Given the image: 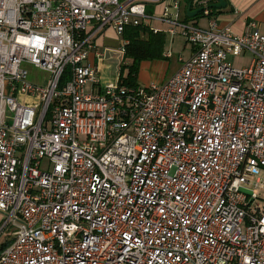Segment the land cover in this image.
Instances as JSON below:
<instances>
[{
  "label": "built area",
  "instance_id": "obj_1",
  "mask_svg": "<svg viewBox=\"0 0 264 264\" xmlns=\"http://www.w3.org/2000/svg\"><path fill=\"white\" fill-rule=\"evenodd\" d=\"M158 1L0 0V264H264V29L194 0L201 28L172 1L190 57L121 85L124 28Z\"/></svg>",
  "mask_w": 264,
  "mask_h": 264
},
{
  "label": "crops",
  "instance_id": "obj_2",
  "mask_svg": "<svg viewBox=\"0 0 264 264\" xmlns=\"http://www.w3.org/2000/svg\"><path fill=\"white\" fill-rule=\"evenodd\" d=\"M172 1L179 2L180 0H159L158 2H153L154 3L152 7L153 14H148L150 18L145 22L154 28L156 27L153 25L154 22L155 23L160 22L166 26L164 30L166 31L169 28V25L166 22L161 21L160 17L162 15L164 7L168 5V3L170 4ZM223 1L225 2V6L222 8H216L214 12V15L217 18V21L220 24V26L222 27L228 26L236 34H240L244 32L246 29H249L251 23L255 24L260 30L264 29V0H223ZM214 2H217V0H215ZM191 9H195V7H191ZM170 12H173L172 8H170ZM187 22L191 24H195L201 28H204L207 25L206 20L204 24L200 25L199 18L192 19ZM112 38L116 39L115 33L113 32L112 28H108L105 30L104 34L98 39V44L101 47H105L109 49L116 48L117 41L115 45H109V43H107ZM161 61L162 60L142 61L139 66L140 68L138 72V77L142 69L141 78L142 80H145L146 83L151 81L160 82L165 80L163 78H164L166 64L162 65ZM144 70L150 72V74L146 77L143 74Z\"/></svg>",
  "mask_w": 264,
  "mask_h": 264
},
{
  "label": "trees",
  "instance_id": "obj_3",
  "mask_svg": "<svg viewBox=\"0 0 264 264\" xmlns=\"http://www.w3.org/2000/svg\"><path fill=\"white\" fill-rule=\"evenodd\" d=\"M193 1L194 0L179 1L183 12V21L185 22L203 16L202 13L193 17H188L186 15V7L188 4H190L191 7H194ZM214 1L215 0H211V3H214ZM153 5L154 3L152 2L146 3L147 14H153ZM215 10V8L211 10L213 14ZM165 35L166 33L163 31H154L153 28L144 21H141L138 25L125 26L122 37L127 42L124 46L123 62L120 66L119 84L127 86L138 85V72L142 61L167 59L163 55L166 40Z\"/></svg>",
  "mask_w": 264,
  "mask_h": 264
},
{
  "label": "rangeland",
  "instance_id": "obj_4",
  "mask_svg": "<svg viewBox=\"0 0 264 264\" xmlns=\"http://www.w3.org/2000/svg\"><path fill=\"white\" fill-rule=\"evenodd\" d=\"M205 20L207 23V19H205L204 16L199 17L200 25L204 24ZM153 25L156 26L155 28L162 30V31H164L166 28V26L160 22L159 23L154 22ZM184 38L185 37L181 34H175L173 36V35L166 33L164 51L170 50L171 56L169 58H167L166 60L161 61L162 65L166 64L163 79H167L169 76H171L174 73V71L176 69H178L180 67L181 61H179V58H182V60L185 61L190 57L191 45ZM112 39H110V41L107 42V43H109V45H115V43L117 41V39H115V38H112ZM249 56H250L249 54H245L244 56L235 57V58H232L229 56L228 59L234 63V66L239 67V66H241L247 62V59ZM107 65H109V66H107ZM28 69H29V79L30 80L42 82L47 77L46 72H44V71H42L36 67L28 66ZM117 74H118V66H117V64L113 58L105 61L104 65H101L100 76H101V80L103 82L115 80ZM141 74H142V69L139 73L138 85L145 86V85L149 84L150 82L146 83L145 80H142ZM143 74L146 77L150 74V72L147 70L146 71L144 70ZM151 82H153V81H151ZM154 82H156V81H154ZM1 219H2V215L0 213V221H2ZM8 233H9V230L6 231L7 236L0 237V250L9 241Z\"/></svg>",
  "mask_w": 264,
  "mask_h": 264
},
{
  "label": "water",
  "instance_id": "obj_5",
  "mask_svg": "<svg viewBox=\"0 0 264 264\" xmlns=\"http://www.w3.org/2000/svg\"><path fill=\"white\" fill-rule=\"evenodd\" d=\"M225 6V2L223 0H217V2L211 3L209 5L210 8H222ZM203 7H197L195 9H191L190 4L187 5L185 9V13L188 17H193L201 13ZM240 190L246 194H250V191L244 188H240Z\"/></svg>",
  "mask_w": 264,
  "mask_h": 264
}]
</instances>
